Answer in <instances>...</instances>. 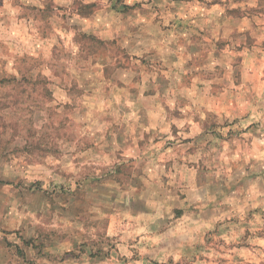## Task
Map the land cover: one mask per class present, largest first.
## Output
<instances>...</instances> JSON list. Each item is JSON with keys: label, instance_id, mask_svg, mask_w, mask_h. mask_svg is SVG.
I'll use <instances>...</instances> for the list:
<instances>
[{"label": "clouds", "instance_id": "clouds-1", "mask_svg": "<svg viewBox=\"0 0 264 264\" xmlns=\"http://www.w3.org/2000/svg\"><path fill=\"white\" fill-rule=\"evenodd\" d=\"M0 264H264V0H0Z\"/></svg>", "mask_w": 264, "mask_h": 264}]
</instances>
